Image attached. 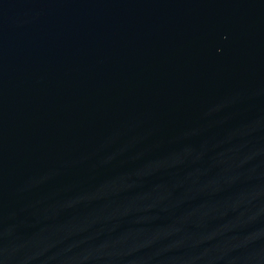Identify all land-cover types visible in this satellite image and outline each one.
Returning <instances> with one entry per match:
<instances>
[{"label": "water", "instance_id": "obj_1", "mask_svg": "<svg viewBox=\"0 0 264 264\" xmlns=\"http://www.w3.org/2000/svg\"><path fill=\"white\" fill-rule=\"evenodd\" d=\"M0 264H264V0H0Z\"/></svg>", "mask_w": 264, "mask_h": 264}]
</instances>
